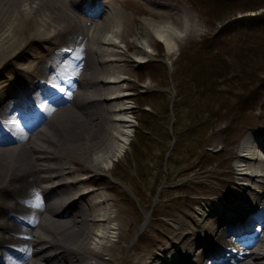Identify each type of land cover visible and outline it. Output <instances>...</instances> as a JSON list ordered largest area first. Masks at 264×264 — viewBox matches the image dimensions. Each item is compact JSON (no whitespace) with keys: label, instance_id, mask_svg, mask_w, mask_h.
Masks as SVG:
<instances>
[{"label":"bare ground","instance_id":"1","mask_svg":"<svg viewBox=\"0 0 264 264\" xmlns=\"http://www.w3.org/2000/svg\"><path fill=\"white\" fill-rule=\"evenodd\" d=\"M1 1L0 264H264V136L241 140L237 193L215 189L192 212L148 217L143 245L120 244L130 221L95 179L133 136L124 56L139 63L160 43L172 55L197 20L144 17L128 41L111 1L95 13L75 0Z\"/></svg>","mask_w":264,"mask_h":264},{"label":"rangeland","instance_id":"2","mask_svg":"<svg viewBox=\"0 0 264 264\" xmlns=\"http://www.w3.org/2000/svg\"><path fill=\"white\" fill-rule=\"evenodd\" d=\"M99 1H111L118 9L126 24L128 41L136 36L144 17H175L185 11L198 24L197 31L176 53L168 55L160 43L149 49L150 55L139 63H133L128 56H124L122 62L127 69L125 85L131 92L133 136L126 153L113 168L95 179L110 187L107 193L118 197L117 203L124 208V215L130 221V231L120 241L126 249L130 244L143 245L141 239L149 235L146 233L148 217L158 218L160 222L170 221L163 210L179 213L181 208L192 212L199 206L198 199L215 189L237 193L233 170L241 140L250 130L264 136V58L255 60L248 51H241L237 41H243L242 34L248 37L249 32H234L233 38L223 34L219 43L229 56L230 64L226 67L229 79L235 84L220 81L217 89L228 91L221 97L215 93L218 78L215 71L210 70L212 63L207 62V56L215 58V33L222 25L215 26L214 11L208 6L205 8L195 0L74 2L77 7L95 13L100 9L97 7ZM1 3L0 0V6ZM261 12L264 8L238 16ZM79 15L87 16L83 12ZM43 46L34 44L29 51L39 58L46 57ZM133 52L130 47L128 53ZM195 77L201 81L210 77L212 86L203 89L212 90L205 95L198 93ZM201 112L203 118L198 117ZM213 112L221 113V117H212ZM204 118L209 122L203 124ZM141 134H146L145 139ZM156 232L153 231V236L158 234Z\"/></svg>","mask_w":264,"mask_h":264},{"label":"trees","instance_id":"3","mask_svg":"<svg viewBox=\"0 0 264 264\" xmlns=\"http://www.w3.org/2000/svg\"><path fill=\"white\" fill-rule=\"evenodd\" d=\"M200 2L203 7H209L210 10L214 11L213 15H215V26L222 25L218 27L215 33V58H212L210 55L207 56V62L212 63L210 65V70L215 71L216 79L215 81V93L221 95V97L226 96L228 91L224 89H217V86L220 85L219 82H223L227 85L230 83L235 84L233 79H229V73L226 65L230 64L229 56L225 54L224 48H222V44L219 43L221 41L222 35H229L228 38H233L234 32L238 31H246L249 32L248 37L241 36L243 41L238 40L237 44H240L241 51H248L249 55L252 59L257 57L264 58V12L254 14V15H242L238 16V14H244L251 11H259L264 8V0H195ZM212 19V17H210ZM240 36V35H239ZM232 42L228 45L231 46ZM258 56H257V55ZM262 55V56H259ZM249 60V58H248ZM251 60V59H250ZM215 61V64L213 63ZM223 69V71H221ZM213 71V72H214ZM237 74L240 75V71L237 70ZM210 77H212L210 75ZM210 77L207 78L206 81H201L196 77L193 80L197 81L198 84V93L205 95L208 94V89H203L204 87L212 86V79ZM213 88V87H212ZM204 91H203V90ZM230 92V91H229ZM199 118H203L202 112L198 114ZM212 117H221V113L215 114L213 112ZM209 122V119L204 118L202 123ZM201 124V123H200ZM145 132V131H144ZM142 138L145 139V135L141 134Z\"/></svg>","mask_w":264,"mask_h":264}]
</instances>
